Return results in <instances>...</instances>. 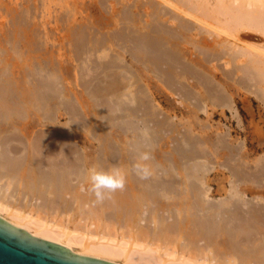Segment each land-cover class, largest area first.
<instances>
[{"label": "bare ground", "instance_id": "obj_1", "mask_svg": "<svg viewBox=\"0 0 264 264\" xmlns=\"http://www.w3.org/2000/svg\"><path fill=\"white\" fill-rule=\"evenodd\" d=\"M40 1H42L43 8V0H26L25 7L23 8L20 5L23 9H19L23 13L19 16L14 15V18L12 17V26L10 24V27H12L10 32L12 41L9 42L10 49L8 50L13 52L16 57L20 56L21 48H23L20 38L29 42L30 46L27 45L30 49L32 46L38 47V43L34 44L33 42L35 37L33 39L29 37L31 39H28V36L35 35L33 29H36V27L33 28V22H30V20L36 14L35 12L39 11ZM159 1L175 12L190 18L208 31L216 34L223 33L220 30L222 27L219 29L212 26L207 22L208 17L206 15H199L195 11L196 8L195 10L190 8L188 6L190 0ZM49 2L51 4L52 1H48V3L46 1V4L44 2L45 9ZM246 4H248V7L250 3L242 1L237 10L231 13V17L236 20L235 28L247 29L259 37H264V3L261 1L256 2L254 7H251L252 5L251 8L249 7L250 9L246 8ZM217 5L221 6V0H218ZM20 6L18 8H21ZM19 10L17 11L19 12ZM145 10H149L150 14L144 15L143 11ZM8 11L9 13L12 12V10ZM214 12L219 13L220 7L217 10L214 9ZM68 15L66 14V20H69L67 18L70 15ZM144 16L147 17L144 18ZM71 17L73 16L71 15ZM63 18H59V20L62 22V20H65ZM165 19H169L171 23H174V28H167L163 25L161 22ZM33 20L35 21V17ZM66 20L63 22L68 24ZM87 21L89 20H86V26L81 23L75 26L74 21L70 22L75 27L67 29L68 41L70 43L73 40V43H77V46H75L77 50H75L78 57L79 55L81 57L88 55L91 57L93 53H99L98 51L113 53L110 59L108 55H105L108 56V62L98 64L97 70L102 76L113 75L112 77L117 76L119 78L120 73L124 74L126 72L133 82L136 78H141L138 69L140 68L147 75L152 74L158 78L160 77L167 89L171 90L180 85L181 90L184 91V93L181 91L183 96L181 100H185L182 101V104L193 98L196 100L193 106L196 109H199V103L202 102L209 103L215 108L231 109L229 95L214 85L213 80L215 79L209 74L211 69L208 67V60L201 57L190 62H184L186 51L182 50L181 45H191L192 48L202 49L207 44V41L202 37L203 35H200V30H195L201 36L197 39V43L189 42L187 34L191 33L194 28L192 29L191 25L179 16L162 9L158 3L151 0L144 4L135 1L132 6L125 5L124 7L123 5L115 15L88 23L92 26L88 25V27ZM225 21L227 23L226 18ZM121 22L124 23L126 29L120 28L119 24ZM120 25L122 26V24ZM101 26L103 29L117 27L114 28L117 30H114L115 33H111L112 35L109 33L111 36H108L106 32L108 29H105L106 31L100 29ZM96 27H100L98 28L100 29L99 32L103 30L107 36H101L102 32L99 33V36H94L96 34L91 32L94 29L97 30ZM231 27H233L232 24ZM17 33L20 38L16 39ZM244 33H239L235 37L228 35L233 38L234 42H238L240 37L246 41L243 43L244 45L240 43L244 47L240 51H234L235 49H229L227 46H222V44L219 50H215V48L208 49V52H213L209 56L213 60L222 56L225 59L223 60L225 66H232L234 73L245 74L255 79L256 85H258L257 89L260 87L262 92L259 98H264V86H262L264 83V49L263 46H259L261 43L255 44L249 41L255 40V36L249 35L248 32ZM220 38L222 39V36ZM225 41L222 40V42ZM2 46L0 43V55L3 54V51L8 52ZM33 50L38 51L35 48ZM127 54H129V59H127ZM216 54L220 56L218 57ZM0 62L6 64V60L4 61L2 57ZM237 62H239V65L234 67V63L236 65ZM51 63L48 59H35L30 65L24 64V66L27 64L32 68L31 71H29L30 68L28 69V73L35 76L41 75L40 77H49V82L42 83L39 86L40 91L42 90L41 95L38 90V82H35L34 86L32 84V88H25L21 84L22 80L21 82L13 80L15 75L11 76L12 73H9L11 68H7V65L4 66V71L0 72V220L2 219L4 222L1 221L4 224L9 225L15 233L27 235L34 240L53 243L68 253L69 251L74 252L75 256L88 257L107 263L110 262L111 264H264V210L258 204L240 203L241 189L235 184L230 187L229 198L216 203L211 202L212 200H206L210 190L207 186H204L202 181L204 165L194 163L195 158L198 157L194 150L196 140L194 142L191 138L188 140L181 139L184 146L177 144L173 150L176 161L170 159V156L167 155L158 159L153 150L155 143L163 138L159 136V131L162 130L165 123L162 127V120L158 121L156 119L157 122H151L153 119L155 121V118L152 117L153 115L156 116V113L153 114V109L150 106L151 102L149 98L147 100L149 96H145L146 93L142 95L146 100L136 99L139 95L136 98L134 96L135 99L131 102L132 104L135 102L134 107L131 108L129 105V108H126V102L132 99V92H129L131 97L126 96L125 93L128 90L126 91V88H123L124 85L121 86L118 81L119 86L124 90L120 92L122 89H119L121 94L116 92L113 95L115 97H112L111 92H109L108 95L114 98L113 100L110 99L112 105L109 106V103L107 105L102 102L99 105L101 108L98 117L92 112L89 114L94 115L90 118L91 125L94 124L92 118L96 117V120L98 118L103 120L104 126H108L110 122H115V120L120 122L117 121L120 118L125 119L127 117L126 119H130L128 122L124 120V122H120L121 124L119 123L120 129H122L121 134H127L129 131V134H131L129 135L131 140L129 137V140L127 139L129 143L128 141L126 143L128 145V148L127 146V149L125 148L126 153L97 152L94 155L77 153L64 134L61 137L67 145L66 150L62 149L64 153L63 151L62 153H53L51 143L56 140L55 137L61 130L56 128L54 117L57 106H60L58 101L63 99V90L58 87L59 82H61L56 77L58 69L55 70ZM22 68L23 66H20L19 70L24 71V68ZM2 69L0 68V70ZM95 72L94 83L95 79H100L98 77L100 74ZM231 72L223 76L227 81ZM57 73L59 74V72ZM125 76L122 75L123 78ZM118 78L116 80H119ZM121 80L122 78H120V82ZM128 82H126L127 85L125 82L124 84L125 87L130 89L132 88L131 80ZM94 83L90 84L95 85ZM226 83L222 82V86L228 87L229 85ZM87 84L86 87L92 86L96 90L99 86L89 85V81ZM135 84L138 85V83ZM112 85L114 86V84ZM112 85L110 84L111 87ZM180 87H177V90ZM175 88L174 90H176ZM91 89L88 88V90ZM106 89H109V87ZM111 89L115 92L118 88L115 90L112 87ZM111 89L109 90L112 91ZM135 91H137L136 87ZM125 96L128 100L125 98L123 99L125 101H121ZM69 100L60 103L67 107V112L70 111L71 114L79 116V109L73 104L76 103V100L74 102ZM122 102H125L126 107ZM105 108H108L109 111ZM143 108V111L140 110ZM116 111L121 114L114 116ZM95 114L97 113L95 112ZM41 117L43 120L46 119L52 130L48 135L45 134L46 137H42L44 133L35 132V135L40 134L41 137L36 136L34 138V134L32 137V130L40 125ZM84 120L86 119L82 121ZM150 122L154 123L156 127L150 128L152 126L149 125ZM78 123L81 125V122ZM85 123L88 124V122ZM113 124L116 127L118 123ZM91 125L86 127L94 129L95 125L92 126L94 128H91ZM109 128H105V131L101 129L103 131H99V133L97 131L98 135L101 133L102 136V133L105 134ZM107 138L104 137L103 139L106 141ZM108 139H112V137ZM23 140L27 142L25 144H28V147H31V150L30 148L29 150L32 153L23 151L22 147L19 148V145L22 144L26 146ZM8 142H13L15 145L11 144L10 146ZM113 151L116 152L115 149ZM188 162L191 164L187 165ZM93 167L105 171L114 167L122 169L126 177L124 190H117L115 193L110 194V197L98 202L95 194L89 191L88 175L89 170ZM260 168V170L258 169L259 173L257 171L255 175V184H264V165ZM32 207L35 209L33 210ZM44 212L48 218L41 216V213ZM76 216L95 221V230L91 231L88 228L92 224L90 226L86 225L85 229H79L75 222ZM61 220L67 222L63 221L61 223L59 222ZM68 224L72 225L71 228L68 227Z\"/></svg>", "mask_w": 264, "mask_h": 264}, {"label": "rangeland", "instance_id": "obj_2", "mask_svg": "<svg viewBox=\"0 0 264 264\" xmlns=\"http://www.w3.org/2000/svg\"><path fill=\"white\" fill-rule=\"evenodd\" d=\"M25 1L26 0H0V43H1V46L3 45L2 48L7 49V51H8V52L3 51V54L0 55V58L2 57L4 61L6 60V64L0 62V68L1 69L3 68L2 70H0V72H3L4 66L7 65L6 66L7 68H11V70L6 68L7 70H10V72L8 71L9 73H12L11 76L15 75V76H13L14 81L18 80L21 82V80H22L24 82V83L21 82L22 86H24L25 88H32L35 85V82H38V87H39L40 85H42V83L50 81L49 77H47V76L40 77L41 75L35 76L34 74L28 73L29 71L32 70V68L29 65L31 63H33L35 61V59H42V60L48 59L49 62H52L51 64L54 66L55 70L58 69V71H56V74H57L56 77H58V80L61 81V82H59L58 87H60L63 90L62 98L67 99V100L64 99L65 102L68 101L69 99H70L69 101L72 100V102H74L76 100L75 101L76 103H73V104L77 107V109H79V116L81 115L82 117L80 116L81 117L80 118L79 116H75V115L71 114L70 111L67 112L68 111L67 107L64 105H61L62 103H60L61 101L64 102L63 99L62 100L59 99L60 101H58L59 102L58 104H60V106H57L54 118H55L56 128H58V130H60V129L61 130L59 131V134L55 137L56 140L51 143L53 146V148H52L53 153H62L63 150L64 151L66 150L67 145L62 141L63 138L61 137L63 134L68 138V142H70L73 145V147H74L75 151H77V153H90L92 155H94V153H97V152L98 153H126V150H125L126 146L128 148V145L126 143L129 140V138L131 140V137L129 136L131 134H129L130 133V131H129V132H127L128 135L122 133L123 135H127V136H123L121 134L122 129H120L121 127H120L119 123L124 122V120L126 122H128L130 119L129 120L126 119L127 117L125 119L120 118L121 120L117 119V121H120V122H116V120H115V122L114 121L112 123L110 122V124H109L110 126L109 125L104 126L103 120H101L100 118H98V120H96V118L100 115L99 111H100L101 107H99V105H101L102 102L109 105L110 103H112L111 100L114 99L112 97H115L113 95L116 92H118V93L122 92L126 88L125 90L126 91L128 90V92L125 93L126 96H130L132 94L131 95L132 97L130 96L132 99L129 101L127 99V97L125 96L124 98H122L121 101H125L123 99L126 98L128 100V102H126L127 107L125 106V102H122V103H124V106L126 108H129V105H130V107L133 108L135 102H133V104H132L131 103L132 100H134L137 95H139V96H137L136 99L146 100L145 97L144 98L142 97V95H144L146 93L147 95L145 94V96H149V97H147V100L149 98V101L151 102L150 106L153 109V114L156 113V116L153 115V117H152V118H155V121L153 119L151 122L155 123V122H157V120L158 121L162 120L161 121L162 124L165 123V126L163 124L162 127L163 126L164 127L163 128L161 127L162 130L159 131V133H160L159 136L163 137V138H161L159 140L160 142L158 141L155 143L154 150H153L154 151L153 153H155V155L158 156V159L161 158V156L167 155V156H170V159H173L176 161L177 159L174 155L173 150L177 144H182L184 146L181 139L182 140H188L191 138V140L193 139L194 142L196 140V143L194 144V150L196 151V154L198 157L195 158L196 160H194V163L204 165V171L202 172L203 173V180L202 181H203L204 186H207L210 190L209 194H208V198H206V200H208V201L212 200L211 202L216 203L218 201L219 202L222 201V199L225 200V199L229 198L230 187L232 185L234 186V184H235V186H237L241 189V195H240L241 199L239 201L240 203L246 204L247 202H249V204H251V203L252 204H258L259 207H261L264 210V184H255L256 172L258 171V173H259V170L261 169L260 167L264 165V98L263 97L259 98V96L262 94V92L260 90L261 88L259 87V89H257L258 85H256V80L253 79L251 76H248L245 74H236V73H234L232 66L226 67L224 64L225 61H223L225 59L222 56H221V58L213 60L209 56L213 52H208V49L210 50L211 48H215V50H219L221 47L220 45H222V44H223L222 46H227L229 49H233V50L235 49L234 51H240L241 49L244 48L243 43H245L246 41H244L242 39V37H240L239 38L240 40L238 42H234L233 38L229 37L228 35H232V37H235L239 33L245 34L244 32H248L249 35L255 36L256 37L255 40H249V41H251L255 44L261 43L259 46H263L262 48L264 49V37H259L258 35L253 34L254 32L253 33L251 31L249 32V30H247V29H242L240 27H238V29H236L235 25H234V24H236V20H235V18L231 17V15H232L231 13H233V11L235 12L237 10V8L240 6V4H242V1H245L246 3H250L248 7H247L248 4L245 5L246 8L248 9L251 5H252L251 7H254L256 2L261 1L264 3V0H256V1H254V0H247V1L246 0H221V6L217 5L218 0H193V1L190 0V3L188 2V6L190 8H192L194 10L196 8L195 11H197L199 15L200 14L206 15L208 17L207 22L209 24H211L212 26L218 27L219 29L222 27L220 30L223 31V33H219V34L208 31L206 28H204L203 26H200L199 24H197L196 22H194L190 18L185 17L182 14L175 12L170 7L161 4L162 2H160L159 0H151L155 3H158L159 6L162 9H164L165 11L167 10V12H169L171 14H175L176 16H179L181 19H183V21L189 23L191 25L192 29L194 28L191 31V33L189 32L187 34V39L190 40L189 42L197 43L196 42L197 39H199L203 35L202 37H204V39L207 41V44L205 45V47L203 46L202 49L201 48H194V47L192 48L191 45L190 46L189 45H181L182 50L186 51L184 62L185 61L190 62L193 59H198L201 57L206 58L208 60V67H209V69H211V71H209V74L212 75L213 79H215V80H213L214 85L216 87H218L220 90H223L227 95H229L231 105H232L231 109L215 108L214 106L212 107V105H209V103H206V102L199 103V105H200L199 109H196L193 107L194 103L196 102V100L193 98H192V100L186 101V103L182 104V101L184 102L185 100H183V99L181 100V98H183L181 91L183 93H184V91L181 90L180 85L175 86L176 88L174 87L176 90H177V87H180L178 89L179 91L174 90V88L171 89L172 90L171 91L169 88L167 89L165 87L162 80H160V77L158 78L157 76L152 75V74L147 75L146 73L142 72V70L140 68H138V69L140 70L141 78H136L135 81L133 80V82L138 83V85L134 83L136 90L138 92L135 91V87L133 85L132 79H130V75H128L126 72L124 73L126 76L123 73H120L118 75V76H120L119 78L117 76L112 77L113 75L102 76L99 73V70H97V68L101 63L108 62L110 57L113 56V53L110 51L109 52L103 51V53H101L102 51H98L99 53H95V54L93 53L92 54L93 56L90 54L91 57H89V55L88 56H82V57L80 55H79V57L77 56V51H76L77 47H75V46H77V43H75V42L73 43V40L69 43L68 33H66V32H68L67 29L72 28L74 25L76 26L79 23L85 24L86 20H89V21H87V26L91 25L88 23H91V22L93 23V22H95V20L99 21V20L103 19L104 17L117 14V12L119 11V8L121 9L123 5H124V7H125V5L132 6L135 1H137L138 3L144 4L145 2H147L149 0H59V2H58V0L57 1L56 0H43V8L44 9L42 8V1H40L39 5L41 7L39 6V11L37 10L35 12L36 14H34L33 18H31V20H30V22H33V28L36 27V29H33V33L35 35L28 36V39H31V38L33 39L35 37V39H34L35 41L33 40V42H34V44L38 43V47L32 46V48L30 49L29 42L26 41V39L20 38L18 33H17L16 39L17 38L21 39L20 43H22L23 48H21L22 52H21L20 56L16 57V55H14L13 52L8 50V49H10L9 48V46H10L9 42L12 41V36H11L12 34L10 33L12 30V27H10V24L12 26L11 22H13L12 19L14 18V15L19 16L21 13H23V12H21V10L25 7ZM46 1H47V3H48V1H52V2H51V4L49 2V4H47L46 9H45L44 2L46 4ZM54 1H56V2H54ZM201 1H202V3H201ZM191 2L194 4H192ZM199 2H200V4H198ZM206 2H208V3H206ZM20 5H22L23 8ZM19 6L21 8H18ZM112 7H113V10H112ZM219 7H220V12L219 13L214 12V9L217 10ZM19 9H21V10H19ZM229 9H231V10H229ZM8 10H12L13 13L11 11L9 13ZM17 10H19V12ZM206 11H208V12H206ZM143 13H144V15H149L150 11L145 10V11H143ZM208 13H211V14L208 15ZM66 14L70 15V16L68 15L69 18H67L69 20H66V17H67ZM71 15L73 17H71ZM103 15H106V16L103 17ZM34 17H35V21L34 20L32 21V19H34ZM63 17L65 18L66 23H68V24H65L63 22L65 20H62V22H61V20H59V18L62 19ZM101 17H103V18H101ZM145 17H147V16H144V18ZM217 17H218V19H217ZM70 18L71 19L73 18V19L71 20ZM225 18L227 20V23L225 21ZM83 20H85V21H83ZM72 21H74L73 22V23H75L74 25H73V23H70ZM216 21H217L218 25H216L217 24ZM232 21H233V23H231ZM161 23L163 25H165L167 28L168 27L174 28L173 26L175 25L174 23H171V21H169V19H165L164 21L162 20ZM219 23L221 24V26ZM120 24H122V26ZM120 24H119L120 28H122L124 30V28L126 26H124L123 22H121ZM231 24L233 27H231ZM37 25H39V26L37 27ZM85 26H86V24H85ZM117 27H118V25H117ZM117 27H112L111 29L105 28V29H108V31L103 29V27L102 28L98 27V28L105 30L107 32V35L111 36L117 30L114 28H117ZM98 28H97V30L92 29L93 32H91V33L96 34L94 36H96V37H97V35L99 36L100 32H102V34H100L101 36L102 35L107 36L103 32V30H101L99 32L100 29H98ZM118 29H119V27H118ZM197 29L200 30L201 36L198 35L197 31H195ZM230 30H232L233 32ZM109 33L110 34L112 33V34L109 35ZM194 35H195V37H193ZM207 36L209 37V39ZM221 36H222V39L220 38ZM29 37H31V38H29ZM225 39H226V41H225ZM7 40H9V41H7ZM222 40L225 42H222ZM219 42H221V43H219ZM228 42H232V43L229 44ZM233 43H234V45H233ZM240 43H242L243 45ZM239 44L241 45L242 48L240 47ZM187 46L191 47V48H188ZM34 48L38 51H34L33 50ZM186 48H188V49H186ZM74 55L77 57H75ZM105 55H108L109 57L108 56L107 57L109 59H107V57ZM216 55L218 57L220 56L218 54H216ZM126 56L128 57L127 59H129V54H127ZM243 60H245V59H243ZM126 61H124V62H126ZM25 63H27L29 65L26 64V66H24ZM92 63H94V64H92ZM8 65H9V67H8ZM237 65H239V62H237L236 65L234 63V67ZM20 66H23L24 69L23 68L22 69L24 71L19 70ZM86 67H87V69H86ZM211 67L214 68L215 70L212 69ZM29 68H30V70L28 71ZM94 70H97V71L95 72ZM230 71H232V72H231V74L228 75L229 79L227 81L225 79V77H223V76H224V74H226ZM57 72H59V74ZM94 72L95 73L98 72V74H100V75H98V77L100 79L102 78L101 81H100V79H98V80L95 79L96 81L94 83V78L96 75V74H94ZM17 73H19L20 75ZM24 73H25V76L26 75H28V76L32 75V76H29V77L26 76L25 77ZM92 73H93L94 77H92L93 76ZM122 75L125 76V78H123ZM128 76H129V80H128ZM246 76L249 78H247ZM117 78L119 80H116ZM120 78H122V80H124V81L121 80V82H120ZM91 79H93V80H91ZM216 79H218V80H216ZM111 80H113V82H111ZM130 80H131V82H130ZM88 81H89V85H93L90 83H94L96 85V83L98 81V83L96 85V87L99 85L97 87V90L95 88H93L92 86H87L89 89L93 88L91 90H88V88L85 86V85H88L87 84ZM118 81H119V83H121L120 84L121 86H122V84L124 85V87H123L124 89H122L119 86ZM127 81H129L130 84H132V88L128 89V87H125V84L127 85V83H126ZM218 81H220L221 83L219 82L220 83L219 84ZM124 82H125V84H124ZM222 82H225V83L227 82L226 84L229 86L228 87L222 86L223 85ZM32 84H33V86H32ZM110 84L111 85L114 84V86L112 85V87L115 90H116V88H118L117 89L118 91L116 90L114 92L113 89H111L112 87L110 86ZM95 85H93V86H95ZM252 85H254V86H252ZM139 86H141V87H139ZM262 86H264V83L262 84ZM108 87L112 91H110L109 89H106ZM138 87H139V90H140V88H142V90L139 91L137 89ZM119 89H122V90L119 92ZM38 90H39V94L41 95L42 90L40 91V87L38 88ZM132 90L134 91V95H133ZM255 90L259 91V93H257V91H255ZM109 92L112 93V94L110 93V95L112 97L110 95H108ZM129 92L130 93L132 92V93L130 94ZM254 92H256V93H254ZM136 93H138V94H136ZM140 95H141V98H140ZM134 96H135V98H133ZM130 97H129V99H130ZM111 105L112 104H110L109 106H111ZM63 107H65L66 109H64ZM105 107H107V106H105ZM203 107H204V109H203ZM108 108H105V109H107V111H109L110 108L109 109ZM140 110L143 111L144 108L140 109ZM91 112L97 116L94 119L92 118V123H94L92 125L90 123V120H91L90 118H91L92 114L89 115ZM95 112L98 115L95 114ZM118 114H119V112L117 113V111H116V114L114 113V116H119L121 113L119 115ZM141 114H142V112H141ZM71 115H73V116H71ZM94 115L92 117H94ZM138 117H140V116H138ZM77 118H79V119L83 118V119H86L87 121L86 120L82 121L83 119L78 121L79 119H77ZM77 121L81 122V125ZM85 122H88V124ZM151 122L149 123V125H152V126H150V128L151 127L155 128L156 127L155 124L154 123L152 124ZM82 123H84V124L82 125ZM113 123H118V124L115 127V124H113ZM39 124L40 125H37V127H35L32 130V132H33L32 137H33V134L35 132L40 133V134L44 133V135L42 134V137H44V136L46 137V135H48L49 132L52 130V127H50L48 125V122L46 121V119L43 120V118H42L41 123H39ZM112 124H113V126H111ZM85 125L86 126L89 125V127L91 125V128L97 127L96 131L94 130L95 128L90 129L89 127L87 128ZM75 126L80 127V128H76ZM92 126H94V127H92ZM170 126H172L174 128H172ZM109 127H111V128H109ZM105 128H109V130L107 129L105 134H103L104 133L103 132L102 136H101V133L98 135L99 131H101V132L103 130L105 131L106 130ZM62 129H64L65 131H63ZM87 129H89V130H87ZM101 129H103V130H101ZM171 129H172V131H171ZM97 131H98V133H97ZM66 132H67V134H66ZM106 133H108V134H106ZM40 134L39 135L34 134V138L36 136L41 137ZM176 134H178V135H176ZM102 137L103 138L104 137H108V138L112 137V139L107 138V140L105 141ZM185 137H188V138L185 139ZM178 141H180V142L178 143ZM111 142H112V145H111ZM172 142H173V145H172ZM8 143L10 144V146H11V144L15 145V143H13V142H8ZM23 143L25 144L27 142L24 141ZM113 143L115 145L114 147H113ZM128 143H129V141H128ZM221 143H222L223 147L221 146ZM62 144H64V145L62 146ZM25 145L27 146V149H26V146H24L23 144L19 145V148L22 147L23 151L25 150L26 152L32 153V151L30 152L31 147H28V144H25ZM224 145H226V146L224 147ZM62 147H64V148H62ZM109 147H110V149L111 148L112 149L110 150ZM29 148H30V150H29ZM228 148L229 149L231 148L230 150H232V151H230ZM114 149L116 152L113 151ZM64 151H63V153H64ZM52 152H50V153H52ZM159 154H160V156H159ZM189 163L190 162H188L187 165H189ZM32 209L34 210L35 208L32 207ZM244 209H246V208H244ZM41 216L43 218H48V216L45 215V212L41 213ZM68 219H70V218H68ZM79 220H82V221L79 222ZM63 221L64 220H61L59 222L62 223ZM75 222H76V225H78L79 229H85L87 226H90V224H92V226L88 227V228H90L91 231L95 230L94 228H96V224L94 223L95 221H92L89 219H82V218L76 216ZM71 226H72L71 224H68V227L71 228ZM241 247H243V246H241ZM69 253L74 254V252H71V251H69Z\"/></svg>", "mask_w": 264, "mask_h": 264}, {"label": "water", "instance_id": "obj_3", "mask_svg": "<svg viewBox=\"0 0 264 264\" xmlns=\"http://www.w3.org/2000/svg\"><path fill=\"white\" fill-rule=\"evenodd\" d=\"M0 264H111L78 257L50 242L13 232L0 220Z\"/></svg>", "mask_w": 264, "mask_h": 264}, {"label": "clouds", "instance_id": "obj_4", "mask_svg": "<svg viewBox=\"0 0 264 264\" xmlns=\"http://www.w3.org/2000/svg\"><path fill=\"white\" fill-rule=\"evenodd\" d=\"M88 180L89 191L95 194L96 200L102 202L110 194L117 190L123 191L125 188V173L120 168H112L108 171L93 167L89 170Z\"/></svg>", "mask_w": 264, "mask_h": 264}]
</instances>
